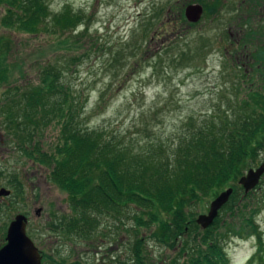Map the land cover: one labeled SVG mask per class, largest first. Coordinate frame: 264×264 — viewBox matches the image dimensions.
<instances>
[{"label": "rangeland", "instance_id": "obj_1", "mask_svg": "<svg viewBox=\"0 0 264 264\" xmlns=\"http://www.w3.org/2000/svg\"><path fill=\"white\" fill-rule=\"evenodd\" d=\"M198 1L209 4L211 12L206 13ZM194 3L204 8L200 21L181 23V10ZM214 3L50 0L52 13L70 7L84 16L85 23L58 35L22 34L0 25V36L12 40L8 59L11 78L0 89V96L8 88L13 92L36 84L43 65L58 63L65 69L64 80L74 94L82 101L86 99L85 125L120 134L126 142L149 135L145 139L168 146L178 141L188 120L190 124L202 122L214 114L220 121L225 113L234 119L246 101L253 104L252 94L264 93V0H223L219 10ZM251 22L256 30L254 38L248 37L253 36ZM245 38H250V43L242 47ZM173 43L174 49L169 48ZM180 49L188 51L192 60L175 66L168 56ZM160 51L169 55L161 59ZM101 96L103 102L99 104ZM146 130L150 132L145 135ZM43 134L45 140L44 135L40 140L46 149L55 141L57 129L49 127ZM12 174L18 176L21 186L14 181L10 189L5 185ZM1 188L10 190L11 195L0 196V248L6 243L10 222L21 213L28 217L27 234L40 249L43 264L44 256L103 264L131 254L136 233L125 229L133 224L125 216L121 222L105 217L108 229L101 228L112 237L92 246L58 235L51 225L56 217L71 213L67 192L50 181L48 168L22 155L0 124ZM255 196L264 199V182ZM214 199L197 208L198 215L208 213ZM40 208L38 216L36 210ZM255 217L264 241V208ZM140 233L149 234L145 230ZM260 248L254 237H234L225 244L229 264H264ZM146 249L149 264H166L177 252L150 238Z\"/></svg>", "mask_w": 264, "mask_h": 264}, {"label": "trees", "instance_id": "obj_2", "mask_svg": "<svg viewBox=\"0 0 264 264\" xmlns=\"http://www.w3.org/2000/svg\"><path fill=\"white\" fill-rule=\"evenodd\" d=\"M49 2L0 0V25L22 34L58 35L85 23L84 16L70 7L52 13ZM198 2L206 13L211 12L209 4ZM221 5L223 0H215V8L219 10ZM178 19L188 22L185 10ZM249 26L253 36L248 37L254 38L253 23ZM249 39L240 45L248 46ZM11 50L12 40L0 36V89L10 82ZM165 55L169 53L161 52L160 58ZM168 57L175 66L192 60L188 51L181 49ZM64 70L58 63H47L40 69L36 84L13 92L8 88L0 96V124L9 141L22 155L48 168L50 181L69 196L71 213L56 217L51 225L58 235L92 246L112 237L105 230V217L121 222L125 216L133 221L131 228L125 229L136 233L131 254L103 264H149L147 238L177 251L166 264H229L225 244L234 237L256 238L262 246L260 258L264 259L262 230L255 217L264 208V199L255 196L264 176L248 193L239 184L249 169L264 162V93L252 94L253 104L246 101L234 119L225 113L220 121L214 114L202 122L190 124L188 120L178 141L168 146L145 139L149 135L126 142L120 134L85 125L86 99L82 101L74 94L64 80ZM102 102L103 96L99 98V104ZM49 127L57 129V137L45 149L40 137ZM146 131L145 135L150 132ZM17 178L12 174L5 186L13 189L14 181L21 186ZM229 188L234 189L233 194L215 222L201 228L196 209ZM44 262L96 264L53 256H44Z\"/></svg>", "mask_w": 264, "mask_h": 264}, {"label": "water", "instance_id": "obj_3", "mask_svg": "<svg viewBox=\"0 0 264 264\" xmlns=\"http://www.w3.org/2000/svg\"><path fill=\"white\" fill-rule=\"evenodd\" d=\"M204 8L200 4H190L185 8V17L190 23L200 21ZM264 175V162L256 168L249 169L239 180V184L248 193L255 189ZM234 189L221 192L210 204L208 213L198 215L197 223L207 229L219 216L220 210L228 203ZM11 191L0 189V196H9ZM42 209H37L39 216ZM28 217L17 214L10 222L6 235V243L0 248V264H43V256L35 242L27 234Z\"/></svg>", "mask_w": 264, "mask_h": 264}]
</instances>
